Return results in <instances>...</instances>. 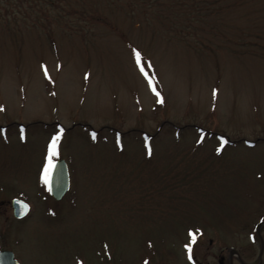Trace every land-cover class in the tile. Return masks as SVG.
Returning a JSON list of instances; mask_svg holds the SVG:
<instances>
[{"label":"rangeland","instance_id":"1","mask_svg":"<svg viewBox=\"0 0 264 264\" xmlns=\"http://www.w3.org/2000/svg\"><path fill=\"white\" fill-rule=\"evenodd\" d=\"M259 136L264 0H0V249L21 264H219L260 214Z\"/></svg>","mask_w":264,"mask_h":264},{"label":"flooded vegetation","instance_id":"2","mask_svg":"<svg viewBox=\"0 0 264 264\" xmlns=\"http://www.w3.org/2000/svg\"><path fill=\"white\" fill-rule=\"evenodd\" d=\"M221 137H223V135ZM244 141H249L248 143L253 144L252 141L254 142L264 141V136L263 137L259 136L255 140H244ZM235 142L236 141H227V143H235ZM67 194L68 192L65 194V196ZM254 194H258V195L256 196L255 198L256 202L252 207L254 210L253 212L254 213L259 212L260 214L256 215L257 217L253 219V224L255 223L254 230L251 232L248 238V243L242 247L231 246L228 248L227 252H225L226 250L222 248L221 251L222 253L218 257L219 264H264V192H254ZM50 196L54 200H56L52 195ZM65 196L61 200H63ZM61 200H56V201H61ZM30 211H31V206H30ZM30 211L24 218H26L30 214ZM1 250L11 251L7 248L0 249V251ZM15 259L18 260L16 257ZM194 260L196 262V263L194 262L195 264L197 263L203 264V262L199 260L197 257H194ZM18 262L21 264L19 260Z\"/></svg>","mask_w":264,"mask_h":264},{"label":"water","instance_id":"3","mask_svg":"<svg viewBox=\"0 0 264 264\" xmlns=\"http://www.w3.org/2000/svg\"><path fill=\"white\" fill-rule=\"evenodd\" d=\"M55 170L53 171L50 181L49 190L50 194L56 199L61 200L65 194L70 189V175L68 170V165L64 159H60L55 162ZM18 198L12 200V207L14 216L18 219L24 218L30 211V206L28 203L23 201L29 207L25 208ZM0 264H20L18 260L15 259L13 252L8 250L0 251Z\"/></svg>","mask_w":264,"mask_h":264},{"label":"snow or ice","instance_id":"4","mask_svg":"<svg viewBox=\"0 0 264 264\" xmlns=\"http://www.w3.org/2000/svg\"><path fill=\"white\" fill-rule=\"evenodd\" d=\"M136 55H137V59L140 60L141 54L139 51H137ZM141 67L143 70V65H141ZM45 72H47L46 66H45ZM145 74L148 75L147 73H145ZM49 78H51V77H49ZM149 80L151 82V77H149ZM153 91H156V87L154 84H153ZM156 94H157V96L160 95V93L158 91H156ZM161 102H163L162 97H161ZM62 133H63V128H61L60 131L57 132L51 139L50 146H49V156L47 158L48 162L45 164L44 171H43L45 183H49L51 175H52L53 171L55 170L56 165H55V162L53 160V157H56L59 155V142H60V139L62 137ZM93 136H95V134H93ZM221 139L223 140L224 144L227 143V140L225 138L221 137ZM222 150H223V147L221 146V148L218 149V151H222ZM149 154H151V149L149 150ZM49 190L51 191V188H49ZM19 203H21L25 208L29 207L23 201H20ZM192 235H193V240H195V233H193ZM187 247L190 249L191 245H188Z\"/></svg>","mask_w":264,"mask_h":264},{"label":"trees","instance_id":"5","mask_svg":"<svg viewBox=\"0 0 264 264\" xmlns=\"http://www.w3.org/2000/svg\"><path fill=\"white\" fill-rule=\"evenodd\" d=\"M6 130V129H5Z\"/></svg>","mask_w":264,"mask_h":264}]
</instances>
